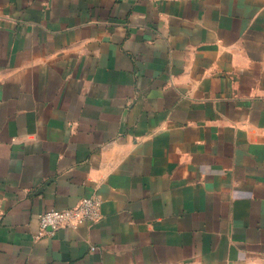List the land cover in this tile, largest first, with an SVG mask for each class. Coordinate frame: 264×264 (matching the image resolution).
Masks as SVG:
<instances>
[{"label":"crops","instance_id":"1","mask_svg":"<svg viewBox=\"0 0 264 264\" xmlns=\"http://www.w3.org/2000/svg\"><path fill=\"white\" fill-rule=\"evenodd\" d=\"M0 264H264V0H0Z\"/></svg>","mask_w":264,"mask_h":264},{"label":"built area","instance_id":"2","mask_svg":"<svg viewBox=\"0 0 264 264\" xmlns=\"http://www.w3.org/2000/svg\"><path fill=\"white\" fill-rule=\"evenodd\" d=\"M100 200L95 196L82 198L72 208L50 209L38 215L39 236H52L61 227L76 228L94 224L100 217Z\"/></svg>","mask_w":264,"mask_h":264}]
</instances>
